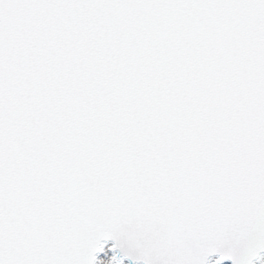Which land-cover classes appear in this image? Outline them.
<instances>
[{"label":"snow or ice","instance_id":"1","mask_svg":"<svg viewBox=\"0 0 264 264\" xmlns=\"http://www.w3.org/2000/svg\"><path fill=\"white\" fill-rule=\"evenodd\" d=\"M264 264V0H0V264Z\"/></svg>","mask_w":264,"mask_h":264},{"label":"water","instance_id":"2","mask_svg":"<svg viewBox=\"0 0 264 264\" xmlns=\"http://www.w3.org/2000/svg\"><path fill=\"white\" fill-rule=\"evenodd\" d=\"M225 264H229L228 262H226Z\"/></svg>","mask_w":264,"mask_h":264}]
</instances>
